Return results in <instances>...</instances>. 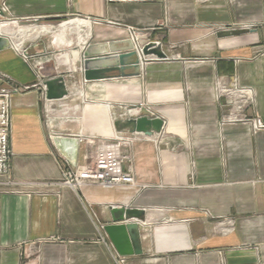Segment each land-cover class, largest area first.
Instances as JSON below:
<instances>
[{"label": "crops", "instance_id": "crops-1", "mask_svg": "<svg viewBox=\"0 0 264 264\" xmlns=\"http://www.w3.org/2000/svg\"><path fill=\"white\" fill-rule=\"evenodd\" d=\"M2 2L17 20L4 24L52 27L31 60L14 43L0 50V71L24 85L60 76L68 93L45 103L37 87L12 96L0 264H264V127L222 122L229 107L213 88L218 77L250 88L246 113L264 122V0ZM70 21L80 30H62ZM128 26L166 57L150 54L139 75L85 81V45L133 43ZM143 102L164 124L132 142V186L60 183L63 168H83L99 140L117 136L113 112ZM58 134L80 140L74 167L51 141ZM113 207L145 208L128 219L140 226L141 254L118 256L104 234Z\"/></svg>", "mask_w": 264, "mask_h": 264}, {"label": "built area", "instance_id": "built-area-1", "mask_svg": "<svg viewBox=\"0 0 264 264\" xmlns=\"http://www.w3.org/2000/svg\"><path fill=\"white\" fill-rule=\"evenodd\" d=\"M0 21H17L12 17H5L4 13L8 12L5 2L0 4ZM127 30L132 37L134 49L141 55V50L145 44H152V47L158 46V42L148 41L141 44L139 41L140 30L132 26H128ZM7 38V37H6ZM25 51H22L24 54ZM25 57H27L24 54ZM31 60V58H30ZM39 66H34L37 75H40ZM40 78V77H39ZM46 80L44 77L39 79V82L34 84L40 92V98L45 101H50L45 97ZM32 85H24L12 79L7 74L0 71V178H4L7 184H13L10 176L9 168L12 156L10 135H11V105L12 96L14 93L27 91ZM214 92L218 97H226L228 110L222 115V122L234 123L240 121L244 124H249L254 130H259L264 127L257 115H247L246 109L253 100V93L250 88L240 87L237 82L233 80L227 83L223 78L218 77L215 80ZM129 117H158L155 109L147 102L132 105L127 108ZM140 138L139 133L132 132L129 136L117 135L112 138H102L95 146L93 152L89 153L88 163L81 169L66 167L63 168V176L60 181L61 184L70 187H80L86 184H96L101 187L113 188L119 186H132V159L133 154L130 152V147L134 140ZM67 164V162H65ZM52 184V183H50ZM135 208V207H134ZM130 208L129 209H134ZM138 211H145V208H135Z\"/></svg>", "mask_w": 264, "mask_h": 264}, {"label": "water", "instance_id": "water-1", "mask_svg": "<svg viewBox=\"0 0 264 264\" xmlns=\"http://www.w3.org/2000/svg\"><path fill=\"white\" fill-rule=\"evenodd\" d=\"M2 15V11H0ZM118 42L120 40H109L89 42L83 50L81 68L83 69V79L86 80H98L101 78L112 77L106 74L108 71H118L116 76L124 77L130 74L139 75L140 65L144 62L150 54L156 56L157 59L165 58L166 54L162 50H156L151 47L150 44L144 45L141 55L133 48V43L130 39L124 40L126 45L119 47ZM11 47L10 40L0 34V50ZM24 54L27 56L26 51ZM142 58V59H141ZM134 68V72L126 73V70ZM46 84L45 97L49 100H57L64 98L67 95V87L63 78L58 76L57 78H50L44 80ZM112 124L117 135H121V132L126 130L130 134L132 132L150 134L151 132L159 133L163 127V120L160 117H129L127 111L115 114L112 113ZM53 144L62 156L74 167L77 160V151L80 145L78 136L69 135H53L51 138ZM109 213L111 217L109 221L102 226L104 234L108 237L112 243L118 256L141 254L142 249L140 247V226L137 222L128 221V219L140 212L137 209H129L124 207H113ZM119 214V216H115ZM128 216V217H126Z\"/></svg>", "mask_w": 264, "mask_h": 264}, {"label": "bare ground", "instance_id": "bare-ground-1", "mask_svg": "<svg viewBox=\"0 0 264 264\" xmlns=\"http://www.w3.org/2000/svg\"><path fill=\"white\" fill-rule=\"evenodd\" d=\"M0 29L1 32L4 33L7 36H10L11 38H15L17 43L15 42L17 47H21L30 40H34L38 36H40L43 33H47L51 31V26L40 24H32V25H26V26H9L7 24H4L2 21H0ZM80 25L78 23L68 22V23H62V30H80ZM28 47L22 48V51H27Z\"/></svg>", "mask_w": 264, "mask_h": 264}, {"label": "rangeland", "instance_id": "rangeland-1", "mask_svg": "<svg viewBox=\"0 0 264 264\" xmlns=\"http://www.w3.org/2000/svg\"><path fill=\"white\" fill-rule=\"evenodd\" d=\"M1 23V22H0ZM40 24H44V23H40ZM39 24V25H40ZM18 25H24V24H18ZM17 25V26H18ZM26 25V24H25ZM12 26H14V25H12ZM2 32H1V29H0V34H1ZM2 34H4V33H2ZM5 35V34H4ZM7 36V35H6ZM7 39L8 40H10V43L12 44V43H14L13 45L16 47V49H19V50H21V51H19V50H14V52L17 54V55H19V56H21L22 58H24L25 60H30V58H32L33 57V55L32 54H30L29 52H28V50H33V51H35L36 49H38V50H36V51H39L40 52V47H36V44L37 43H39V41H49L50 40V38H49V36L48 35H46V33H43V34H41L40 36H38V41H33V42H31L32 40H30V41H27L26 43H25V46L27 45V47H28V49H27V51H26V53H27V57H25L24 56V54L22 53V48L21 47H17L16 46V44H15V42L17 41L15 38L13 39V38H11L10 36H7ZM150 42H158V41H150ZM17 43V42H16ZM146 45V44H145ZM151 45V47L153 46L152 44H150ZM150 56V55H149ZM149 58V57H148ZM30 85H32V87L31 88H34L33 87V85H34V83H32V84H30ZM31 88H29V89H31ZM40 94V93H39ZM39 97H40V95H39ZM41 100H42V98H41ZM44 101V103L46 102L45 100H43ZM50 109V108H49ZM51 111V110H50ZM46 114H48V113H50V112H48V108L46 107V111H44Z\"/></svg>", "mask_w": 264, "mask_h": 264}]
</instances>
